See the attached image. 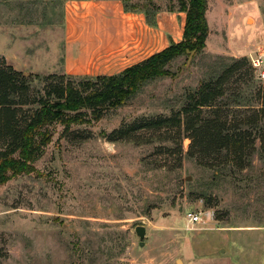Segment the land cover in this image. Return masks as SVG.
<instances>
[{
  "label": "rangeland",
  "instance_id": "1",
  "mask_svg": "<svg viewBox=\"0 0 264 264\" xmlns=\"http://www.w3.org/2000/svg\"><path fill=\"white\" fill-rule=\"evenodd\" d=\"M64 1L0 0V61L29 78L35 94L50 75L100 77L44 67L50 54L58 67L60 30L53 26ZM122 1L153 24L158 13L180 7L179 0ZM260 13L264 0H208V45L175 59L168 67L174 76L144 84L99 122L68 132L49 127L52 142L35 173L0 185V264H264V119L257 115L264 79L251 65L264 54ZM243 59L227 76L222 110L224 121L252 132L253 155L243 163L190 156L183 129L170 140L151 142L145 132L138 141H112L136 120L180 111L190 93ZM194 216L200 220L193 224Z\"/></svg>",
  "mask_w": 264,
  "mask_h": 264
},
{
  "label": "trees",
  "instance_id": "2",
  "mask_svg": "<svg viewBox=\"0 0 264 264\" xmlns=\"http://www.w3.org/2000/svg\"><path fill=\"white\" fill-rule=\"evenodd\" d=\"M179 4L178 12L186 14L183 40L117 75L79 82L66 75H50L44 79L43 93L35 94L29 78L0 61V185L17 176L35 173V162L52 142L49 127L59 124L68 132L72 125L99 122L109 110L124 107L144 84L174 76L168 67L175 59L205 50L210 34L206 18L208 0H179ZM245 63V59L235 61L216 80L201 84L189 94L180 111L136 120L114 131L112 141H138L145 132L150 133L151 142L170 140L183 129L191 140L190 156L200 155L218 163L225 155L231 160L224 157L223 163L235 160L243 163L253 155L252 132L224 121L222 110L228 105L224 102L227 76ZM260 95L262 108L257 115L264 119V88ZM205 109L212 110L213 116H204ZM262 146L264 149V135Z\"/></svg>",
  "mask_w": 264,
  "mask_h": 264
},
{
  "label": "crops",
  "instance_id": "3",
  "mask_svg": "<svg viewBox=\"0 0 264 264\" xmlns=\"http://www.w3.org/2000/svg\"><path fill=\"white\" fill-rule=\"evenodd\" d=\"M55 11L60 12V21L53 26L60 30L58 67L52 68L53 54L49 56L51 63L44 62L53 73L61 70L74 76L117 75L180 43L184 37L183 12H160L153 24L144 12L127 11L122 0H65ZM262 18L264 14L260 13V26H264ZM210 37L211 33L206 46Z\"/></svg>",
  "mask_w": 264,
  "mask_h": 264
},
{
  "label": "built area",
  "instance_id": "4",
  "mask_svg": "<svg viewBox=\"0 0 264 264\" xmlns=\"http://www.w3.org/2000/svg\"><path fill=\"white\" fill-rule=\"evenodd\" d=\"M251 65L255 70L260 71V76L264 79V54H260V56L256 58H252ZM199 220V216L191 217V222L193 224L199 222Z\"/></svg>",
  "mask_w": 264,
  "mask_h": 264
},
{
  "label": "water",
  "instance_id": "5",
  "mask_svg": "<svg viewBox=\"0 0 264 264\" xmlns=\"http://www.w3.org/2000/svg\"><path fill=\"white\" fill-rule=\"evenodd\" d=\"M136 234L139 236V238L141 240H143L145 238V236H146V228L144 226L137 227L136 228Z\"/></svg>",
  "mask_w": 264,
  "mask_h": 264
}]
</instances>
